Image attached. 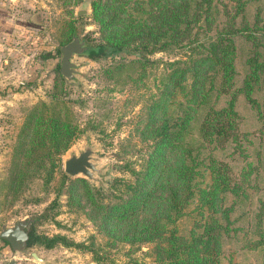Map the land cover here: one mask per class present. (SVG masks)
Segmentation results:
<instances>
[{
  "label": "trees",
  "instance_id": "obj_1",
  "mask_svg": "<svg viewBox=\"0 0 264 264\" xmlns=\"http://www.w3.org/2000/svg\"><path fill=\"white\" fill-rule=\"evenodd\" d=\"M61 1L69 6L81 0ZM89 6L101 44L89 58L105 46L135 54L111 60L101 78L118 80L122 74L123 82L137 89L145 87L151 67L154 76L151 89L141 94L136 127L145 149L136 161H123L128 178L113 177L98 187L60 171L67 206L84 213L107 247L149 245V262L128 258L109 264H233L223 251L224 240L237 230L231 213L247 197L245 186L256 188L264 171V0H90ZM73 21L63 23L60 45L71 39ZM155 53L173 58L150 59ZM38 67L34 64L32 78ZM54 74L45 99L26 109L11 145L0 181L5 200L33 178L47 186L61 155L81 133L97 128L91 119L81 126L73 109L77 99L69 97L59 68ZM240 100L253 114V130L240 127ZM249 148H255L253 160ZM236 158L243 164L232 175ZM260 216L255 215L256 238L249 246L264 264ZM184 219L186 229L179 224ZM40 239L36 235L27 243L83 249L95 262L103 257L93 241Z\"/></svg>",
  "mask_w": 264,
  "mask_h": 264
},
{
  "label": "rangeland",
  "instance_id": "obj_2",
  "mask_svg": "<svg viewBox=\"0 0 264 264\" xmlns=\"http://www.w3.org/2000/svg\"><path fill=\"white\" fill-rule=\"evenodd\" d=\"M4 1L8 6L6 11H9L13 19L20 20L27 28L26 33L22 35L24 47L22 52L27 51V58H23L22 67L13 66L12 70H15L14 72L11 70L13 74L10 73L11 75L0 79V181L6 175L11 145L26 109L37 100L45 99L46 93L51 89L54 73L59 68L60 47L62 46L59 44V33L63 23L74 18V31L78 36L84 37L93 45H101L96 26L89 17L90 0H81L76 5L69 6L63 5L61 0ZM84 7L88 8L89 13L76 16L77 9ZM134 56L135 54L124 51L113 52L107 46L103 47L102 53L97 58L73 56V60L79 65L78 78L81 85L67 83L68 95L70 98L77 99L73 109L81 126L91 119L97 124L96 130H86L81 133L61 155V166L47 186H43L39 178H33L15 198L8 195L6 200L0 190V227L3 223L12 225L23 218L33 219L42 216L33 225V231L41 238L40 241L53 235H63L84 244L93 241L98 254L103 255L102 259L99 262L93 261L91 254L83 249L61 245L45 248L39 242H34L30 243L29 249L35 250L39 256L48 260V263H37L29 256L13 253L0 239V264H7L12 257L16 264H109V261L125 263L128 258L144 262L151 260L147 244L131 248L124 243L105 246V237L93 227L84 213L67 206L64 185L60 184V171L63 172L62 158L68 150L81 147L86 133L89 134L98 151V155H95V162L98 167L102 168V172L106 173L107 182L113 177L128 178V174L121 171L123 161H136L144 151L146 142L139 140L136 127L140 118L141 101L144 97L141 94L146 93L145 88L147 92L151 89L154 67L147 70L148 75L143 79L144 88L140 86L132 89L130 84L123 82L122 74L119 75L118 80L101 78V68L111 60ZM15 57L13 54L12 58ZM156 58L167 60L173 57L165 53H155L150 56V59ZM240 59L237 60L236 66L237 70L242 73L244 68ZM36 63L39 65L38 72H36V77L32 78L35 70L32 68ZM24 65H27L26 79L22 78ZM237 108L241 117V129L256 128L252 112L241 100ZM252 137L256 142L254 139L256 137ZM253 149L255 148L248 150L252 160L254 159ZM231 164L232 175H236L243 163L236 158ZM259 175L261 178L256 179V188H248L243 184L247 197L235 205L231 213L237 230L234 235L224 240L223 251L231 255L233 264H259L260 262L259 252L249 246L256 238L253 227L256 221L255 215L259 212L261 213L260 226L264 229V171L260 170ZM252 181L251 176L250 183ZM107 182L103 184V187ZM179 224L181 228L186 229L189 221L184 219Z\"/></svg>",
  "mask_w": 264,
  "mask_h": 264
},
{
  "label": "water",
  "instance_id": "obj_3",
  "mask_svg": "<svg viewBox=\"0 0 264 264\" xmlns=\"http://www.w3.org/2000/svg\"><path fill=\"white\" fill-rule=\"evenodd\" d=\"M89 13L87 7L77 9L75 15H86ZM99 46L92 45L84 37H79L74 31L71 39L60 47L59 72L67 83L81 85L78 78L80 72L79 65L73 60V56L89 57L91 52H97ZM95 155H98L96 147L91 141L88 133L84 135L81 147H76L67 151L62 158V170L70 178H84L91 184L103 187L107 182L106 173L97 166ZM26 218L15 221L12 225L3 223L0 227V238L8 243V247L13 253L29 256L32 261L37 263H48V260L39 256L35 250H30L27 240L29 235L28 224L24 221ZM25 228V229H24ZM7 264H16L12 257Z\"/></svg>",
  "mask_w": 264,
  "mask_h": 264
},
{
  "label": "crops",
  "instance_id": "obj_4",
  "mask_svg": "<svg viewBox=\"0 0 264 264\" xmlns=\"http://www.w3.org/2000/svg\"><path fill=\"white\" fill-rule=\"evenodd\" d=\"M7 9L8 6L5 1L0 0V79H2L3 76L5 77L13 74L15 71L12 70L13 66L22 67L23 58H27V51L22 52L24 48L22 35L26 33L25 30L27 28L20 20L13 19L9 11H6ZM13 54H15V58H12ZM26 66L23 68L24 70L22 69V78L25 79L27 77ZM36 72H38L37 69ZM19 83L22 82L19 81Z\"/></svg>",
  "mask_w": 264,
  "mask_h": 264
},
{
  "label": "flooded vegetation",
  "instance_id": "obj_5",
  "mask_svg": "<svg viewBox=\"0 0 264 264\" xmlns=\"http://www.w3.org/2000/svg\"><path fill=\"white\" fill-rule=\"evenodd\" d=\"M40 218H42V216H38V217H35V218H33V219H26L24 222L26 223V224H28V226H29V228H28V231H27V233H28V235H29V238H28V240L27 241H32V238L34 237V236H36V234L34 233V231H33V225L37 222V220L38 219H40ZM25 229V228H24Z\"/></svg>",
  "mask_w": 264,
  "mask_h": 264
}]
</instances>
